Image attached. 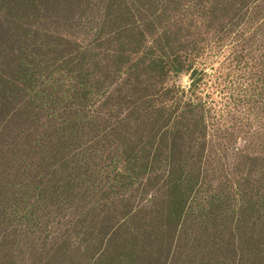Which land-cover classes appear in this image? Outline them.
Masks as SVG:
<instances>
[{
    "label": "rangeland",
    "instance_id": "obj_1",
    "mask_svg": "<svg viewBox=\"0 0 264 264\" xmlns=\"http://www.w3.org/2000/svg\"><path fill=\"white\" fill-rule=\"evenodd\" d=\"M0 264H264V0H0Z\"/></svg>",
    "mask_w": 264,
    "mask_h": 264
},
{
    "label": "trees",
    "instance_id": "obj_2",
    "mask_svg": "<svg viewBox=\"0 0 264 264\" xmlns=\"http://www.w3.org/2000/svg\"><path fill=\"white\" fill-rule=\"evenodd\" d=\"M177 66L178 67H176V65L172 63L169 69L163 67L162 70L167 73V71L169 70L174 72L175 70L181 71L182 69L185 68L183 64ZM186 71H188V69ZM191 81H192L191 86L188 89H181V90L169 89L167 91L169 100L164 101L162 103V106L165 107V109L168 108L166 110L168 120L172 119L173 121V123L170 124L168 127L170 136L174 134V132L176 133L180 123L181 126L185 128L186 131H188L189 133L198 134L202 138L207 135L208 126L207 123H205L207 119L204 115V111L206 110L207 106L203 102V99L200 97V90H201L200 86L203 81V75L202 74L199 75L197 70H193L191 74ZM200 112H202L201 116L199 115ZM133 161L135 164L139 163V161L136 158L133 159ZM128 171H129L128 166L125 163L124 167L117 172L116 179L118 178L121 179L123 176H125L128 173ZM133 176H137V174L135 172L131 173V175H128L127 178L132 180ZM171 177L173 178L174 175H172ZM183 184L184 183L182 181L181 183L178 184L175 183V187L177 189H180L183 186ZM173 187H174V183H173ZM190 195L191 194L186 192L183 188L182 192H180V194L178 195V197L182 196L179 205L172 203V208L170 209L169 213L173 216L181 217V214L183 213L186 207H188V209L192 208L193 203L190 202L188 204Z\"/></svg>",
    "mask_w": 264,
    "mask_h": 264
}]
</instances>
